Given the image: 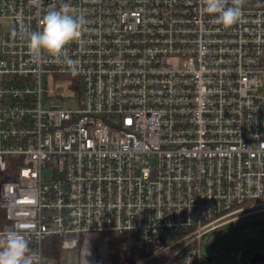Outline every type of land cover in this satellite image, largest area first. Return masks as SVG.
Listing matches in <instances>:
<instances>
[{
	"label": "built area",
	"instance_id": "1",
	"mask_svg": "<svg viewBox=\"0 0 264 264\" xmlns=\"http://www.w3.org/2000/svg\"><path fill=\"white\" fill-rule=\"evenodd\" d=\"M65 4L86 20L75 73L27 47ZM203 8L0 0V232H21L32 264H107L112 231L160 264H203L206 233L264 204V0L231 27Z\"/></svg>",
	"mask_w": 264,
	"mask_h": 264
},
{
	"label": "clouds",
	"instance_id": "2",
	"mask_svg": "<svg viewBox=\"0 0 264 264\" xmlns=\"http://www.w3.org/2000/svg\"><path fill=\"white\" fill-rule=\"evenodd\" d=\"M230 5V6H229ZM245 0H204L203 11L215 17L216 23L231 27L243 16ZM86 20L83 15H73L67 4L49 11L40 21V29L27 33V47L34 57L42 53L77 71V62L68 58L67 47L80 42ZM29 242L14 229L0 232V264H32Z\"/></svg>",
	"mask_w": 264,
	"mask_h": 264
},
{
	"label": "rangeland",
	"instance_id": "3",
	"mask_svg": "<svg viewBox=\"0 0 264 264\" xmlns=\"http://www.w3.org/2000/svg\"><path fill=\"white\" fill-rule=\"evenodd\" d=\"M54 102H57L54 98L43 100L42 106L49 107ZM214 233L211 241L208 233L202 239L203 264H250L249 258L254 253L264 255V204L244 209ZM213 247L217 252H212ZM59 264H78V257L74 253L68 262V255L60 254Z\"/></svg>",
	"mask_w": 264,
	"mask_h": 264
},
{
	"label": "trees",
	"instance_id": "4",
	"mask_svg": "<svg viewBox=\"0 0 264 264\" xmlns=\"http://www.w3.org/2000/svg\"><path fill=\"white\" fill-rule=\"evenodd\" d=\"M208 233V240L211 241L215 236V231ZM107 242V264H160L163 260L162 255L146 258L147 253L142 249L138 236L128 232H109L105 235ZM212 252H217L216 247ZM43 253L53 257H58V238L50 236L43 244Z\"/></svg>",
	"mask_w": 264,
	"mask_h": 264
},
{
	"label": "water",
	"instance_id": "5",
	"mask_svg": "<svg viewBox=\"0 0 264 264\" xmlns=\"http://www.w3.org/2000/svg\"><path fill=\"white\" fill-rule=\"evenodd\" d=\"M208 260L211 259V257H206ZM264 258V255L261 253H254L253 255L250 256L249 262L251 264H256L257 261H261Z\"/></svg>",
	"mask_w": 264,
	"mask_h": 264
}]
</instances>
